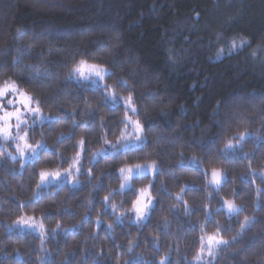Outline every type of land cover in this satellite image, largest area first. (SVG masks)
Returning a JSON list of instances; mask_svg holds the SVG:
<instances>
[{"label":"trees","instance_id":"trees-1","mask_svg":"<svg viewBox=\"0 0 264 264\" xmlns=\"http://www.w3.org/2000/svg\"><path fill=\"white\" fill-rule=\"evenodd\" d=\"M81 60L109 70L117 103L72 78ZM6 80L50 121L27 132L44 145L31 161L0 147V264H197L201 237L217 229L229 243L199 264H264V0H0ZM129 95L141 141L93 162L126 128ZM76 159L75 185L37 188L41 170L64 173ZM153 162L155 176L120 188L121 167ZM150 184L151 211L134 222L132 201ZM224 200L242 211L229 216ZM20 217L43 234L19 229Z\"/></svg>","mask_w":264,"mask_h":264},{"label":"snow or ice","instance_id":"snow-or-ice-1","mask_svg":"<svg viewBox=\"0 0 264 264\" xmlns=\"http://www.w3.org/2000/svg\"><path fill=\"white\" fill-rule=\"evenodd\" d=\"M245 41L241 40L240 46H243ZM238 45L235 41H232L229 51L235 49ZM220 52H223V49L220 50ZM220 53H218L219 55ZM75 74L78 75V77L82 80L88 81L90 80L93 84H100L105 80V77L108 75L109 70L106 69L102 65L98 64H89L85 60H81L78 65H76L73 70ZM124 84H127V81H123ZM106 98H110L113 103L118 102V98L116 93L111 90V86L107 84L102 85ZM124 101L126 110H125V120L127 123H125V127L127 128L129 124L133 127L134 133H135V139L139 141L142 137L140 136V133L143 132V126L141 125L139 120H133L131 116H129L127 113L128 111H131L133 114L137 112V108L135 107L133 103V98L131 95L124 98L121 97ZM34 102V97L31 95H28L25 91L21 90L19 85L15 80L11 81H4L3 84H0V112L3 114L0 115V138L4 139L5 141L12 139V140H19L23 142V145L17 144L16 150L19 153L20 157H24L26 155V151L31 152L33 156H36L38 154V150L43 148L44 145L42 144H36L32 145L27 142V136L28 133L25 131L23 135H20V129L21 125L26 123V121L21 119L22 116V110H26L31 113H40L39 107H32V104ZM38 104V101H36ZM19 105V106H16ZM14 107L13 111H9L8 107ZM15 118L16 123L13 125L11 123L12 119ZM13 128L16 129L15 135H13ZM123 136V133L121 134ZM129 136L133 135V133H129ZM246 137V133H240L239 137L236 141V145L232 143L231 140H229L226 145L224 152L227 154L228 150H234L237 145H239ZM81 149L83 150L84 141L81 140L80 142ZM105 143H111L110 141L105 140ZM126 147V146H125ZM113 149H116V145H112ZM119 150V149H116ZM80 153H77V158H79ZM245 156H247V153H245ZM13 160L16 159L15 156L12 157ZM23 166V165H22ZM75 167V162L73 165L70 166L69 169H65L64 172L71 175V168ZM143 165L135 164V165H125L124 167H121L119 169L120 174L123 177V183H121L120 188L123 190L125 188H131L132 180L134 177H137L139 174L143 173L144 171ZM150 170L153 173V176H155V173L159 171L157 168L155 162H153L151 165L148 166ZM76 172H80V168H76ZM90 174V172H89ZM40 183L37 185V188H40L42 186H45L52 182L49 178L52 179H58L61 176L60 171H46L41 170L40 172ZM211 183L217 186V190L219 189V186L222 182V173L220 170L213 168L211 170ZM261 180H264V173L261 174ZM152 185H148L147 187H143L139 189V195L136 196V199L132 201V208L130 211L135 212L136 214V220L134 222H140L144 221L149 212L151 211V208L153 206V196L151 194L150 188ZM183 191V190H182ZM261 192V189H257V194L259 195ZM177 198L179 199L180 196L177 194ZM109 199L108 196L104 197V201L107 202ZM222 207L227 209V214L229 216L233 214H239L242 211V208L235 204L232 200H224ZM115 206L113 205V209ZM32 220V217H28L25 219L24 217H20L15 223L19 226L27 225L29 228H36L39 227L41 229L44 228L43 223H40L37 225L35 222L29 223V221ZM100 221H97V225H99ZM250 223L249 218L245 217L244 222L241 223L240 227L241 230H244L248 224ZM60 226L57 225V228ZM109 228H111V225H108ZM220 230L217 229L215 233L208 234L207 235V243L205 245V238L201 237V246L199 251L197 252L196 256L194 257V260L197 261V264L202 261L203 255L206 253L209 257L214 256V249L219 247L220 245H227L229 241L223 239L222 236L219 235ZM235 239V238H234ZM166 257L160 260V264H166Z\"/></svg>","mask_w":264,"mask_h":264},{"label":"rangeland","instance_id":"rangeland-1","mask_svg":"<svg viewBox=\"0 0 264 264\" xmlns=\"http://www.w3.org/2000/svg\"><path fill=\"white\" fill-rule=\"evenodd\" d=\"M72 78H73L75 81H77V82H89V83H92L90 80L85 81V80L80 79V78L78 77V75L75 74L74 72H73V76H72ZM97 85H103V82H101L100 84H97ZM121 102H122V104H123L124 107H125L124 101L121 100ZM16 106H19V105H16ZM32 107L35 108V105L32 104ZM125 108H126V107H125ZM8 110H9V111H13V110H14V107L9 106V107H8ZM2 114H3V113L0 112V115H2ZM128 115L132 117L134 114H133L131 111H128ZM21 119L24 120V121H26V123H24V124L21 125L20 135H23L25 131L28 132V130H29V128H30L31 126H33V127H34V126H40V125H42V124L47 123V122L50 121V119H49L47 116L43 115L41 112H40L39 114H36V113L28 112V111H26V110H22V116H21ZM132 119H133V118H132ZM133 120H134V119H133ZM11 123H13V125L16 123L15 118L12 119ZM126 123H127V121H126ZM15 133H16V129L13 128V135H15ZM129 133H133V135L129 136V135H128ZM141 134H142V133H140V136H141ZM141 139H142V138H141ZM141 139H140V141H141ZM140 141H137V140L135 139L134 129H133V127L129 124V126H128L127 128L124 129V131H123V136L121 135L120 138H119V140H118L117 142L112 143V144L110 143V145H107L105 149L100 150V151L94 153V154L92 155V161L94 162V161H96L98 158H100V157H102V156H104V155H106V154H113V153H116V152H121V151L125 150V149L128 148V147H136V146L138 145V142H140ZM27 142H28V138H27ZM18 143L21 144V146L23 145V142H22V141H19L18 139H17V140L9 139V140L5 141L4 139L0 138V147H3V146L5 147V146L9 145L11 148H13V150H14V152H15L14 156L16 157V159H19L22 163H26V162H28V161H31V160L35 157V156H33V155L31 154V152L26 151V155H25L24 157H20L19 153H18L17 150H16V145H17ZM113 144H115V145H116V149H119V150L113 149V148H112V145H113ZM125 146H126V147H125ZM38 151H40V149H39ZM74 162H75V167H72V168H71V175H69L68 173L64 172V173H61V176H60L58 179H52V178L50 177L49 179L52 180L51 183L55 184V183H58V182H62V181H63V182H67V183H69V185H75V181L73 182V179H74V176L77 174V172H76V168H77V167L79 168V160L76 159ZM151 164H152V163H151ZM151 164H145V165H143V166H145V167H144V171H143V173L139 174L137 177H139V176H144V175H150V176H152L153 173H152V171L150 170V168L148 167V166L151 165ZM120 175H121V174H120ZM121 177H122V175H121ZM72 178H73V179H72ZM134 178H135V177H134ZM211 179H212V177H211ZM224 179H225V177H224V175H223L222 182H223ZM122 181H123V177H122ZM222 182H221V183H222ZM51 183H49V184H51ZM122 183H123V182H122ZM47 185H48V184H47ZM211 185H213L214 187H217L216 185H214V184H212V183H211ZM45 186H46V185H45ZM125 189H127V188H125ZM222 209H223V210L226 212V214H227V209L224 208V207H222ZM133 213H134L135 220H136V214H135V212H133ZM25 219H27V218H25ZM33 222H35L37 225H39V223H38L37 221H35L34 219H32L31 221H29V223H33ZM15 226H17L19 229H22V230H30V231H32V232L37 233L38 235H42V234H43V229H41V228H39V227H36V228H29L27 225L19 226V225H17V224H16ZM205 256H208V255L205 254Z\"/></svg>","mask_w":264,"mask_h":264}]
</instances>
